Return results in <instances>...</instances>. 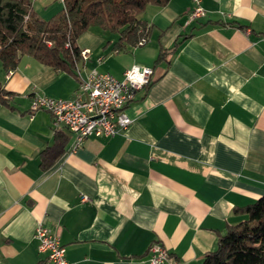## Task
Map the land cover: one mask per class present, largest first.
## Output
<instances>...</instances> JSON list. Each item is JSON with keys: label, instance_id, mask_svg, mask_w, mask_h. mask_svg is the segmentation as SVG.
Here are the masks:
<instances>
[{"label": "crops", "instance_id": "obj_1", "mask_svg": "<svg viewBox=\"0 0 264 264\" xmlns=\"http://www.w3.org/2000/svg\"><path fill=\"white\" fill-rule=\"evenodd\" d=\"M43 20L60 0H31ZM192 0L148 5L143 46L115 51L117 35L96 27L77 40L90 57L70 74L23 56L0 83V264H52L37 250L40 222L74 264H146L162 244L180 264H201L246 207L264 196V0ZM164 55L159 59L160 52ZM153 70L124 112L119 134H73L34 96L71 99L79 76L95 69L122 78L132 65ZM62 153L48 169L40 152ZM86 198V200H82Z\"/></svg>", "mask_w": 264, "mask_h": 264}, {"label": "trees", "instance_id": "obj_2", "mask_svg": "<svg viewBox=\"0 0 264 264\" xmlns=\"http://www.w3.org/2000/svg\"><path fill=\"white\" fill-rule=\"evenodd\" d=\"M169 1L63 0V9L43 20L33 9L31 0H0L2 68L13 71L27 55L44 66L74 74L76 64L82 60L77 40L89 28L116 34L115 51L136 47L141 37L150 34V27L141 19L146 7H162ZM163 55L161 51L159 59ZM10 95L0 83V101L7 104ZM62 151L56 146L43 149L42 169H48ZM245 211L246 219L220 235L216 248L204 254L201 264H264V196Z\"/></svg>", "mask_w": 264, "mask_h": 264}, {"label": "built area", "instance_id": "obj_3", "mask_svg": "<svg viewBox=\"0 0 264 264\" xmlns=\"http://www.w3.org/2000/svg\"><path fill=\"white\" fill-rule=\"evenodd\" d=\"M192 3L188 22L206 15L200 0H192ZM146 32L147 29L145 34ZM147 42L148 37L144 35L138 40L137 46H143ZM80 55L85 61L90 57V50L83 49ZM11 73L12 71H8L7 77ZM152 73V68L137 64L125 70L122 78L92 69L85 77L79 76L78 88L71 99L34 96L30 102V110L48 111L52 116L53 126H62L71 132L73 141L70 151L74 152L88 137H112L132 123V119L124 112V107L134 98L136 90L150 83ZM34 238L37 241V250L46 255L48 262L74 264L66 260L65 247L59 236L40 222L35 228ZM146 264L180 263L170 257L162 244L155 242L149 247Z\"/></svg>", "mask_w": 264, "mask_h": 264}, {"label": "rangeland", "instance_id": "obj_4", "mask_svg": "<svg viewBox=\"0 0 264 264\" xmlns=\"http://www.w3.org/2000/svg\"><path fill=\"white\" fill-rule=\"evenodd\" d=\"M142 16V15H141ZM107 33H109V31H106Z\"/></svg>", "mask_w": 264, "mask_h": 264}]
</instances>
